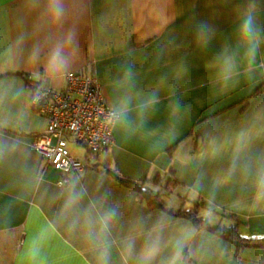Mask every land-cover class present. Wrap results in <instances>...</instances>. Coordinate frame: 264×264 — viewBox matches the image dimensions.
Masks as SVG:
<instances>
[{
    "label": "crops",
    "instance_id": "0c3cea01",
    "mask_svg": "<svg viewBox=\"0 0 264 264\" xmlns=\"http://www.w3.org/2000/svg\"><path fill=\"white\" fill-rule=\"evenodd\" d=\"M69 71L118 117L59 184L30 95ZM199 200L264 237V0H0V264H264Z\"/></svg>",
    "mask_w": 264,
    "mask_h": 264
},
{
    "label": "built area",
    "instance_id": "2783aa9c",
    "mask_svg": "<svg viewBox=\"0 0 264 264\" xmlns=\"http://www.w3.org/2000/svg\"><path fill=\"white\" fill-rule=\"evenodd\" d=\"M30 103L46 118L44 131L34 135V149L64 175L81 171L84 163L67 146L68 140L99 153L113 143V123L118 111L104 98L96 77L81 71L64 74V85L57 89L41 87L30 95Z\"/></svg>",
    "mask_w": 264,
    "mask_h": 264
},
{
    "label": "trees",
    "instance_id": "16d2710c",
    "mask_svg": "<svg viewBox=\"0 0 264 264\" xmlns=\"http://www.w3.org/2000/svg\"><path fill=\"white\" fill-rule=\"evenodd\" d=\"M87 151L89 153H92L88 149H87ZM123 181H124V183H127L126 180H123ZM128 184L135 186L134 184H131V183H128ZM140 191H141L142 195L147 194V197L149 198V200L152 203H154V204L157 203V202H155L156 201L155 198H158V195L154 194L155 192L154 193L153 192L147 193V190H143L142 191V189H140ZM154 199H155V201H154ZM200 205L201 206L202 205L203 206H207V202L202 201V200L201 201L200 200L199 201H195V202H193L192 206H190L189 208H185V209L179 208L176 211V213H178V214L179 213L188 214L189 216H191L193 218V221L197 225L203 226V227H209L210 229H213V230H216V231H220L221 234L228 236L230 239H232L238 245L241 244L242 242L258 243L261 240L264 241V237H260V238H257V237H252V238L244 237L243 235H241L240 233L237 232V230L235 228L236 225L228 226L226 228H220V227H217V226L210 225L205 218L197 216V211H198V208L200 207ZM262 243H264V242H262Z\"/></svg>",
    "mask_w": 264,
    "mask_h": 264
},
{
    "label": "rangeland",
    "instance_id": "374dc122",
    "mask_svg": "<svg viewBox=\"0 0 264 264\" xmlns=\"http://www.w3.org/2000/svg\"><path fill=\"white\" fill-rule=\"evenodd\" d=\"M67 146H68V148H69V150H71V152L72 153H74V154H76L77 156H79L80 158H82V159H85V157H84V153H85V151H86V147L84 146V145H81V144H77V143H75L74 141H72V140H68V142H67ZM76 157V156H75ZM178 193H180V194H184L182 191H179V189H178V191H177ZM171 199L172 200H177L178 199V195L177 194H173L172 196H171ZM206 209H200L199 211H198V216H205V215H203V211H205ZM208 212H209V219H211L212 218V220L214 219V217H216V216H218V214L217 213H214L212 210H208ZM214 216V217H213ZM217 218V217H216Z\"/></svg>",
    "mask_w": 264,
    "mask_h": 264
},
{
    "label": "clouds",
    "instance_id": "9594fccd",
    "mask_svg": "<svg viewBox=\"0 0 264 264\" xmlns=\"http://www.w3.org/2000/svg\"><path fill=\"white\" fill-rule=\"evenodd\" d=\"M253 27H254V20L253 17L251 15H248L242 24V29L246 32L251 34L253 32ZM73 200H74V196H73Z\"/></svg>",
    "mask_w": 264,
    "mask_h": 264
}]
</instances>
